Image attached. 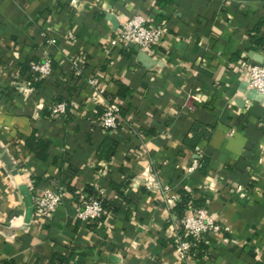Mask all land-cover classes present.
I'll return each instance as SVG.
<instances>
[{
	"label": "crops",
	"instance_id": "crops-1",
	"mask_svg": "<svg viewBox=\"0 0 264 264\" xmlns=\"http://www.w3.org/2000/svg\"><path fill=\"white\" fill-rule=\"evenodd\" d=\"M71 1L0 0V264H59V257L66 264H264V100L248 89L252 56H264L251 43L264 37V0H174L165 8L109 0L107 9L103 0ZM95 12L104 17L95 20ZM136 13L167 30L150 67L137 47L110 45ZM79 51L82 76L71 79L66 58ZM44 57L52 73L38 87L31 82L28 95L1 74L22 75V65ZM117 82L127 98L116 96ZM57 95L71 103L62 119L46 114ZM93 98L128 105L111 133L119 147L109 160L96 155L106 133ZM194 123L210 131L195 146ZM31 136L50 143L45 160L27 147ZM197 153L209 161L204 172L189 171ZM67 184L89 185L112 204L99 224L77 223ZM46 188L64 195L55 214L40 219L33 198ZM181 190L218 228L202 237L209 256L173 252Z\"/></svg>",
	"mask_w": 264,
	"mask_h": 264
},
{
	"label": "built area",
	"instance_id": "built-area-1",
	"mask_svg": "<svg viewBox=\"0 0 264 264\" xmlns=\"http://www.w3.org/2000/svg\"><path fill=\"white\" fill-rule=\"evenodd\" d=\"M103 0L102 7L108 8L106 2ZM76 0H72L70 6H74ZM166 27L163 23H151L150 19L142 13L132 15L126 22L122 23L117 30L110 36V45L113 47H137L140 51L146 53L148 56L156 53L163 43L166 35ZM42 41L49 43V39L43 34ZM76 37L74 35L68 36V43H75ZM261 56V55H260ZM82 52L79 51L77 55H67V62L70 70L75 75V78L82 76L81 68ZM253 57V56H252ZM264 57V56H262ZM254 60V57L252 58ZM29 71L32 73L33 80L37 81L41 78H47L52 73V60L49 57H44L41 60L32 61L29 63ZM2 75L11 76V82L15 88L21 93L29 94L32 92L30 86L31 81H26L20 72L10 73L7 68L1 70ZM248 89L264 100V67L252 64L248 68ZM87 85L94 89L95 92L101 94L104 89L96 83L94 79H88ZM99 108V114L96 115L97 122L105 133H112L117 129L121 120L120 106L121 101H108L106 99L97 100L93 98L91 101ZM71 103L68 101L51 102L47 110L50 116L54 119H62L70 111ZM203 157L201 153H197V158L193 160L189 171H194L199 166V160ZM64 193L61 190L46 188L40 193H37L33 198L34 215L37 218H50L58 210ZM178 197L172 196L168 203L176 202ZM106 211L98 199L83 198L81 204L76 208L74 217L82 222H92L100 219ZM100 223V222H99ZM98 223V224H99ZM184 230V235H191L194 239L204 237L209 231H216L218 228L214 221L209 217L206 207L188 208L186 215L174 225L172 239L173 252H175L181 259H186L189 255L191 243L184 240L179 234V227Z\"/></svg>",
	"mask_w": 264,
	"mask_h": 264
},
{
	"label": "trees",
	"instance_id": "trees-1",
	"mask_svg": "<svg viewBox=\"0 0 264 264\" xmlns=\"http://www.w3.org/2000/svg\"><path fill=\"white\" fill-rule=\"evenodd\" d=\"M172 2H174V0H156L155 3L158 7L160 8H165L167 5L171 4ZM104 17V13H100V12H95L94 13V19L95 20H100ZM261 24L257 25V27L255 28V30H259ZM251 43L252 45V49H256V48H264V37L260 36V37H256V36H251ZM21 73L24 79H26L27 81H31L32 83H34V86H40L42 83L40 80L34 81L33 80V75L32 73H30L29 71V63L22 65L21 66ZM71 79L75 78V75L73 74V72L71 71L69 73ZM75 80V79H74ZM119 91L117 93L116 96H119L121 99L123 98H127L128 94H129V89L122 83L117 82ZM105 96H107V94L105 93ZM61 101H68L69 99L59 96L57 95L54 99L53 102L57 103V102H61ZM70 103V102H69ZM128 111V105H124L122 104L120 106V115L121 116H125L126 113ZM46 114L50 115L49 110L46 111ZM99 114V112H98ZM208 130V132H207ZM209 127L207 126H203L200 123H194L193 127L191 129V133L193 135V146L196 145V143L203 137H207L209 136ZM26 145L29 148V150L33 153V155L36 158H39L41 160H45L48 156V150L50 147V143L48 141L42 140V139H35L33 136L29 137L26 141ZM119 147V142L116 138L111 137V133H106V136L102 139V141L97 145L96 147V155L98 158L104 159V160H109L111 159L117 149ZM200 170L201 171H205V166L207 165V163L209 162L208 159H200ZM75 173H78L77 169H72ZM66 189L67 191L73 196L75 203L77 204H81V197L84 196L87 199H98L100 200L101 204L103 205L105 211H109L112 208V204L106 202L105 200H102L100 198V196H98V194L92 189V187H90L89 185H86L84 187L83 190L78 191L75 187L70 186L69 184L66 185ZM179 193V200L175 206V208L173 209V212L175 213L176 217L179 219V221L184 217L185 212L188 210V208L191 206L192 208H200L203 207L201 205V201H194L191 197V192H187V191H178ZM106 214V213H105ZM105 214H103V216L100 219L94 220L92 222H87V226L89 228H92L93 226H96L100 221H102V219L104 218ZM80 220L77 221V223ZM179 234L182 235L183 239L190 242L191 243V247L189 249L188 255H195L196 257H203V256H209L208 254V249L207 246L204 243V238H200V239H194L191 235H184V230L183 228L180 226L179 229ZM171 243L174 244V240H171ZM59 259V264H66L65 260L63 258H58ZM5 264H13L12 262L9 263H5Z\"/></svg>",
	"mask_w": 264,
	"mask_h": 264
},
{
	"label": "water",
	"instance_id": "water-1",
	"mask_svg": "<svg viewBox=\"0 0 264 264\" xmlns=\"http://www.w3.org/2000/svg\"><path fill=\"white\" fill-rule=\"evenodd\" d=\"M105 18L107 20H109L113 24L114 27H117V21L112 14L107 13ZM253 57H254L253 64L264 67V57H262L260 55H255ZM139 61L145 67H150L151 65H153L155 63V61H153L151 57H149L146 53H144L142 51L139 53ZM92 106L93 105L91 104L90 107H92Z\"/></svg>",
	"mask_w": 264,
	"mask_h": 264
}]
</instances>
